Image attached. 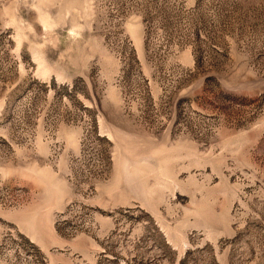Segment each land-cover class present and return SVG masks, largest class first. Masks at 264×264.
Here are the masks:
<instances>
[{
    "label": "rangeland",
    "instance_id": "obj_1",
    "mask_svg": "<svg viewBox=\"0 0 264 264\" xmlns=\"http://www.w3.org/2000/svg\"><path fill=\"white\" fill-rule=\"evenodd\" d=\"M0 264H264V0H0Z\"/></svg>",
    "mask_w": 264,
    "mask_h": 264
}]
</instances>
